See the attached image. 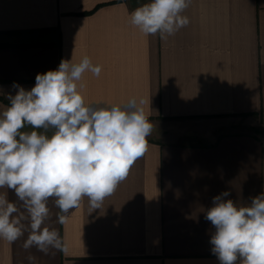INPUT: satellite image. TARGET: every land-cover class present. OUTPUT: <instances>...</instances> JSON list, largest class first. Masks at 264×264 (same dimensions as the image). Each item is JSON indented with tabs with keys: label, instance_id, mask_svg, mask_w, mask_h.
Wrapping results in <instances>:
<instances>
[{
	"label": "crops",
	"instance_id": "obj_1",
	"mask_svg": "<svg viewBox=\"0 0 264 264\" xmlns=\"http://www.w3.org/2000/svg\"><path fill=\"white\" fill-rule=\"evenodd\" d=\"M145 2L0 0V104L14 82L30 90L38 73L88 56L102 70L82 78L86 103L143 99L154 124L102 208L89 213L85 198L60 225L49 201L68 251L32 248L38 264H220L212 198L248 205L264 193V0H191L190 23L167 40L129 23ZM26 237L0 240V264H28Z\"/></svg>",
	"mask_w": 264,
	"mask_h": 264
},
{
	"label": "clouds",
	"instance_id": "obj_2",
	"mask_svg": "<svg viewBox=\"0 0 264 264\" xmlns=\"http://www.w3.org/2000/svg\"><path fill=\"white\" fill-rule=\"evenodd\" d=\"M190 4L147 0L130 13L129 23L144 36L167 40L190 23L184 15ZM101 70L88 56L78 63L62 59L56 70L38 73L30 90L14 82L15 94L7 93L8 103L0 104V189L16 197L0 192V240L13 244L27 233L22 248L28 264H38L32 248L67 254L66 239L51 223L50 200L60 225L85 198L89 213L102 208L148 150L154 124L143 99L86 103L82 78L99 77ZM229 196H214L205 213L215 228L212 253L220 264H236L238 258L240 264H264V193L248 205Z\"/></svg>",
	"mask_w": 264,
	"mask_h": 264
}]
</instances>
